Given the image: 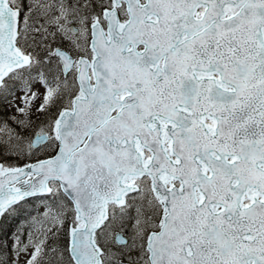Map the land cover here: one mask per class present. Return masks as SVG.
<instances>
[{
  "label": "snow or ice",
  "instance_id": "1",
  "mask_svg": "<svg viewBox=\"0 0 264 264\" xmlns=\"http://www.w3.org/2000/svg\"><path fill=\"white\" fill-rule=\"evenodd\" d=\"M0 264H264V0H0Z\"/></svg>",
  "mask_w": 264,
  "mask_h": 264
},
{
  "label": "rangeland",
  "instance_id": "2",
  "mask_svg": "<svg viewBox=\"0 0 264 264\" xmlns=\"http://www.w3.org/2000/svg\"><path fill=\"white\" fill-rule=\"evenodd\" d=\"M40 91L43 92V89H40ZM18 95H19V94H18ZM16 103H17V104L20 103L19 99L16 100ZM35 103H36V105H39L40 101L37 100ZM7 115H8V112L5 111V112H4V116L6 117ZM22 261H23V257H21V262H22Z\"/></svg>",
  "mask_w": 264,
  "mask_h": 264
}]
</instances>
